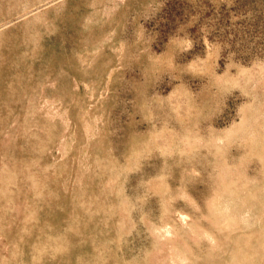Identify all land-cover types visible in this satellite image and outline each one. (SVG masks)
Returning <instances> with one entry per match:
<instances>
[{
  "label": "rangeland",
  "instance_id": "obj_1",
  "mask_svg": "<svg viewBox=\"0 0 264 264\" xmlns=\"http://www.w3.org/2000/svg\"><path fill=\"white\" fill-rule=\"evenodd\" d=\"M0 264H264V0H0Z\"/></svg>",
  "mask_w": 264,
  "mask_h": 264
}]
</instances>
